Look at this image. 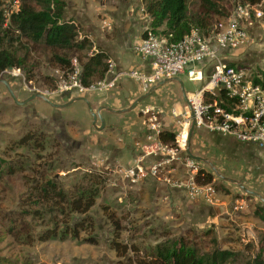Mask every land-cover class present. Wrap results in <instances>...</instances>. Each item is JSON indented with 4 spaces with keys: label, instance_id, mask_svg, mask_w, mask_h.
Masks as SVG:
<instances>
[{
    "label": "rangeland",
    "instance_id": "374dc122",
    "mask_svg": "<svg viewBox=\"0 0 264 264\" xmlns=\"http://www.w3.org/2000/svg\"><path fill=\"white\" fill-rule=\"evenodd\" d=\"M236 1L239 0H222V14L212 15L210 26L222 20ZM63 2L62 16L76 24L75 39L85 38L87 42L81 48L50 47L40 41H29L10 28L5 46L22 63L11 66L18 69L17 74L3 69L0 77L7 80L17 99L25 98L32 93L29 90L36 88L54 102L83 95L95 107L97 99L109 101L117 94L124 96L138 91L137 81L129 76H122L109 90L72 95L53 91L58 75L55 69L65 76L73 59L81 69L89 55L102 51L104 65L85 83L94 80L103 74L106 59L117 55L114 49L119 50L123 41L131 47L150 20L143 0ZM197 2L187 0L190 11ZM17 4L18 0H2L7 10H14ZM258 4L263 14L248 24L251 42L230 56L253 72H264V0ZM161 29L162 26L157 31L160 33ZM59 57L66 60L60 61ZM178 75L185 90H194L200 84V80L188 78L186 67ZM194 78H199V74ZM168 86H160L159 93L155 90L149 104L154 112L160 108L157 103L165 110L169 108L170 120H166L168 115L161 110L156 113L157 118L165 119L175 129L173 119H181L183 103L176 83L171 81ZM175 102L179 107L173 106ZM139 115L129 117L137 120ZM90 117L85 101L80 99L63 106H53L38 97L15 103L0 82V264H143L150 260L145 255L149 248L178 237L189 240L204 253L215 248L230 250L232 255L222 264H247L257 252L264 257V220L255 214V209L264 207V203L257 196L234 181L219 177L206 162L198 161L196 166L211 172V181L207 182L212 188L211 200L185 192L189 200L203 201L204 207L192 210L187 200L173 205L160 187L148 189L115 170L117 166H125L121 161L108 162L120 150L113 147L119 141L112 139L110 133L105 134L103 128H94L89 123ZM113 135L115 138L119 135L116 127ZM213 161L218 172L264 197V154ZM45 180H51L61 196L36 201L30 195ZM79 194L82 204L85 197L93 198L85 211L71 207V200ZM240 202L243 205L239 208L236 205ZM218 204L227 210L220 211ZM53 226L57 228L55 236L38 238L41 230ZM114 242L119 243L117 249Z\"/></svg>",
    "mask_w": 264,
    "mask_h": 264
},
{
    "label": "built area",
    "instance_id": "2783aa9c",
    "mask_svg": "<svg viewBox=\"0 0 264 264\" xmlns=\"http://www.w3.org/2000/svg\"><path fill=\"white\" fill-rule=\"evenodd\" d=\"M11 10L4 7V15ZM262 14L258 2L236 1L222 20L213 24L207 33L191 28L179 40L172 41L168 39L169 33L164 35L154 31L149 24L151 17L147 12L150 20L143 25L141 34L131 45L136 55L149 60L147 70L139 67L118 68L115 60L108 57L103 74L83 83L80 68L73 59L72 67L65 71V76L61 70L55 69L58 75L53 91L72 95L109 90L122 76L135 79L144 91L164 77L179 76L178 73L186 67L189 79L201 80L197 88L185 91L194 126L251 142L264 152V83L253 79V76L261 79L262 73L253 72L248 66L232 61L230 56L236 50L245 49L251 42L247 26L254 18L262 17ZM4 71L18 73L17 68L11 67L4 68ZM197 74L199 78H194ZM29 91L44 94V91L36 88ZM182 107L184 112H181V119H173L177 126L170 142L160 139V132L166 128L164 121L157 118L156 113L159 111L144 109L142 113L147 114L143 120L146 127L144 137L148 143L140 145L143 153L136 157L134 163L117 166L115 170L131 182L149 174L186 193L211 200V185L195 180L197 166L184 152L190 115L185 102ZM172 114H176L174 110ZM145 154H152L155 159L144 165L141 160ZM174 160L185 166V172L179 177H170L168 174ZM242 205L240 202L236 206L240 208Z\"/></svg>",
    "mask_w": 264,
    "mask_h": 264
},
{
    "label": "trees",
    "instance_id": "16d2710c",
    "mask_svg": "<svg viewBox=\"0 0 264 264\" xmlns=\"http://www.w3.org/2000/svg\"><path fill=\"white\" fill-rule=\"evenodd\" d=\"M240 2H259L260 0H239ZM146 11L151 17L150 26L157 31L162 26L160 33L170 35L169 40H179L191 28H197L202 33H207L212 15L222 14V0H198L196 8L189 10L187 0H143ZM63 0H18L14 10L4 15V7L0 0V72L8 66H19L22 59L17 57L8 47L5 46V37L9 36L10 28H14L19 36L32 42H43L45 45L57 48H81L87 40L75 39L76 24L70 18L62 16ZM104 54L97 51L88 56L81 64L80 77L83 83L97 70L102 68ZM65 61L63 57L58 58ZM105 68V67H104ZM261 79L253 76L255 81L264 83V72ZM160 139L169 141L173 138V132L164 129L159 134ZM194 178L199 183L211 181L212 175L209 170L198 167ZM30 196L36 197V201L50 200V197H57L60 192L55 189V184L51 180H45L34 188ZM61 196V195H60ZM81 194L71 200V207L80 211H85L93 203L92 196L84 198L83 204ZM255 214L264 220V207H257ZM13 230V227L11 231ZM57 228H45L37 235L39 239L55 236ZM74 235L76 232H73ZM264 241V235L262 237ZM119 243L114 242V249ZM145 255L150 260H145L143 264H222L228 259L232 252L227 249H213L204 253L199 251L189 240L181 237L169 243H156ZM247 264H264V257L260 253H255Z\"/></svg>",
    "mask_w": 264,
    "mask_h": 264
},
{
    "label": "crops",
    "instance_id": "0c3cea01",
    "mask_svg": "<svg viewBox=\"0 0 264 264\" xmlns=\"http://www.w3.org/2000/svg\"><path fill=\"white\" fill-rule=\"evenodd\" d=\"M142 19V18H141ZM257 18H254L256 20ZM143 24V23H142ZM247 31H248V26H247ZM141 34V31L139 35ZM248 34L250 32L248 31ZM115 53L117 55L113 56V59L116 62V66L118 68H131V67H139L140 69L147 70L149 68V60L147 58H140L138 55H136L127 43V41H123L122 44L120 45L119 50L117 48L114 49ZM179 77V76H178ZM176 83L177 89L179 90V98H181V102L183 103L184 101L182 100L181 96V91L178 85V82L176 80H168L165 81L157 86H155L152 90V93H148L144 97H142V101H140L137 106L131 110L126 109V110H121L118 112L111 111L105 108L100 109V114L104 120V125L101 127L105 130V134L112 135V139H116V141H119L117 145L113 146L114 149H120L118 150L117 153L114 155L112 154L113 157H109L111 159L108 160L111 164L118 163L119 161L125 163V165L128 163H134L136 157L139 154L143 153V148L140 146L141 144L148 143V140L145 139L144 137V132L146 127L143 124L144 116L145 114L142 113L144 109H152V104H149V98L153 95H155V90L160 92L159 87L162 85L166 84V87L168 86V83L171 82ZM201 82V80H200ZM183 84V83H182ZM138 85V84H137ZM138 91L133 92V94H117L115 97H111L109 101H101L97 99L95 101V107L100 105V104H105L108 105L111 108H122L127 106L135 96H137L139 93L144 92L141 90V88L138 85V88L136 89ZM185 90V89H184ZM185 91H191V90H185ZM88 99V98H87ZM90 101V99H88ZM123 101H127L125 103H122ZM91 102L93 103L94 101L91 99ZM177 102L173 104V106L179 107ZM91 104V103H90ZM160 108L157 109V111L161 110L162 114L168 115L166 120H170V115L168 112L167 108L166 110L163 109V107L157 103ZM92 106V105H91ZM93 107V106H92ZM94 107V108H95ZM155 107V106H154ZM162 107V108H161ZM170 110V109H169ZM175 112V111H174ZM138 114L139 118L136 120L135 118H130L129 116L133 114ZM160 113V111H159ZM125 114L127 116H125ZM147 115V114H146ZM172 116V115H171ZM164 121L165 128L169 131H174L173 126L169 127L167 125L168 121L165 119H162ZM91 121V117L89 118V123ZM137 121V122H135ZM91 124V123H90ZM132 125H135L132 126ZM115 127L117 128L119 135L115 138L114 137V132H115ZM100 128V129H101ZM194 132L191 131L189 141L187 143L188 148L190 152L194 155L201 156L204 160L202 159H195V158H190L192 161L197 165L198 161L201 162H206L209 166L210 164H216L214 163V159H229L233 158L234 156H241L242 158L245 157V155L250 154V153H261L264 154L258 147L255 146V144L251 142H243L240 140L235 139L234 137L226 134H222L219 132H213V131H208L204 129L203 127H196L193 126ZM192 128V129H193ZM97 129V128H96ZM108 136V135H106ZM124 139V140H123ZM114 141V140H113ZM185 152V150H184ZM186 153V152H185ZM187 154V153H186ZM155 159V156L152 154H145L143 155V158L141 160V163L144 165L150 163ZM182 162L173 161V168L168 172L170 174V177H179L182 175V169H185V166H181ZM210 163V164H209ZM180 164V166H179ZM226 164V163H225ZM228 165V163H227ZM203 167V166H199ZM198 168V166H197ZM204 169V167H203ZM229 177V176H228ZM232 178V177H231ZM137 183H140L142 185H145L148 189L149 188H154L155 187H160L162 194L173 203V205L176 204V202L183 203L185 200L189 201L191 209L192 210H197V207H204V203L201 200H189L186 196V193L183 189L177 188L164 180H161L158 177H154L152 175L146 174L140 179L136 181ZM161 184L164 185V187L161 186ZM213 209L216 206H212ZM219 210H227V207H225L222 204H218L217 206Z\"/></svg>",
    "mask_w": 264,
    "mask_h": 264
},
{
    "label": "water",
    "instance_id": "95a60500",
    "mask_svg": "<svg viewBox=\"0 0 264 264\" xmlns=\"http://www.w3.org/2000/svg\"><path fill=\"white\" fill-rule=\"evenodd\" d=\"M10 67V66H8ZM168 80H176L178 82V85H179V88H180V91H181V96H182V100L185 102V104L187 105L188 109H189V115H190V123H189V126H188V130H187V143L189 141V138H190V134H191V131H192V128L194 126V118H193V115H192V110L190 108V104L188 103V99L186 97V93H185V90H184V87H183V84H182V80L177 76V75H174V76H170V77H164L160 80H158L156 83L154 84H151L146 90H144V92L138 94L137 96H135V98H133L131 100V102L125 106V107H122V108H111L109 107L108 105H105V104H100L98 106H96L95 108L91 106L90 104V101L87 99L86 96H83V95H76V96H72L70 98H68L66 101L64 102H54L52 100H50L45 94H43L42 92H32L30 93L28 96H26L25 98H22V99H17V97L15 96L13 90L11 89V87L9 86L7 80L3 77H0V82L3 83L9 93V95L12 97L13 101L15 103H18V104H22L32 98H35V97H38V98H41L42 100L48 102L49 104L53 105V106H63V105H66L70 102H72L73 100H76V99H80V100H83L85 101L86 105H87V108L89 110V113L91 115V125L94 127V128H97V129H100L103 125H104V120L100 114V109L101 108H105V109H108V110H111V111H115V112H118V111H121V110H126V109H129L131 107L134 106V104L139 100L141 99L142 97H144L145 95H147L155 86L165 82V81H168ZM96 121H98V124L96 123ZM186 143V146H185V152L187 153L188 156H190L191 158H195V159H202L205 161V159H203L201 156H198V155H194L190 152L189 148H188V145ZM210 164V163H209ZM210 168L213 170V172H215V174H217L219 177L223 178V179H226V180H229V181H234L238 186H240L243 190H245L246 192L248 193H251L255 196L258 197L259 200H261L263 203H264V197L252 190V189H249V188H246L241 182L237 181L236 179L234 178H231V177H228V176H225L223 174H221L220 172H218L213 165L210 164Z\"/></svg>",
    "mask_w": 264,
    "mask_h": 264
}]
</instances>
